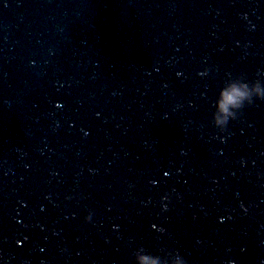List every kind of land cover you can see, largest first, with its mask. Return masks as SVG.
Masks as SVG:
<instances>
[{"label":"water","instance_id":"water-1","mask_svg":"<svg viewBox=\"0 0 264 264\" xmlns=\"http://www.w3.org/2000/svg\"><path fill=\"white\" fill-rule=\"evenodd\" d=\"M257 73L264 0H0V264H264Z\"/></svg>","mask_w":264,"mask_h":264},{"label":"clouds","instance_id":"clouds-1","mask_svg":"<svg viewBox=\"0 0 264 264\" xmlns=\"http://www.w3.org/2000/svg\"><path fill=\"white\" fill-rule=\"evenodd\" d=\"M206 73H202L205 75ZM264 74L257 73V78L249 81L245 76H229L219 90L214 102L215 111L212 113V125L224 132L229 121H235L244 109L251 107L256 101L264 102ZM91 221V215L85 217V222ZM174 259V264H186L179 252L167 255H153L143 247L134 253V264H169Z\"/></svg>","mask_w":264,"mask_h":264}]
</instances>
